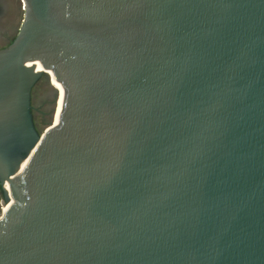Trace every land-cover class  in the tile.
<instances>
[{
	"label": "water",
	"instance_id": "1",
	"mask_svg": "<svg viewBox=\"0 0 264 264\" xmlns=\"http://www.w3.org/2000/svg\"><path fill=\"white\" fill-rule=\"evenodd\" d=\"M23 1L0 264H264V0ZM43 76L64 100L40 131Z\"/></svg>",
	"mask_w": 264,
	"mask_h": 264
},
{
	"label": "flooded vegetation",
	"instance_id": "2",
	"mask_svg": "<svg viewBox=\"0 0 264 264\" xmlns=\"http://www.w3.org/2000/svg\"><path fill=\"white\" fill-rule=\"evenodd\" d=\"M24 15L25 7L23 0H0V51L9 47L17 38L23 24ZM43 77L32 89L31 105L36 125V118L39 116L42 120L48 119L51 112V99H54V93H51V90H47L46 86H44L43 91L37 100H35V89L45 79ZM2 200L3 190L0 185V204ZM4 206L2 211L4 210Z\"/></svg>",
	"mask_w": 264,
	"mask_h": 264
},
{
	"label": "bare ground",
	"instance_id": "3",
	"mask_svg": "<svg viewBox=\"0 0 264 264\" xmlns=\"http://www.w3.org/2000/svg\"><path fill=\"white\" fill-rule=\"evenodd\" d=\"M29 65H34L35 69L40 72V71H45L42 66L38 63H31ZM50 73V72H48ZM54 80V79H53ZM54 82L56 83H53V81L51 80V83H52V86L58 91L59 93V97L57 99V103H56V110H55V114H54V118H53V123H52V126L55 127L58 125L59 123V120H60V115H61V112H62V107H63V100H64V90L63 88L61 87L60 84H58L55 80ZM27 162H25L23 164V167L26 165ZM6 190L9 194V198H10V202L4 206V210H3V214L7 213V211L10 209V207L12 206V204L14 203V201L16 200V195L15 193L8 187L6 186Z\"/></svg>",
	"mask_w": 264,
	"mask_h": 264
},
{
	"label": "rangeland",
	"instance_id": "4",
	"mask_svg": "<svg viewBox=\"0 0 264 264\" xmlns=\"http://www.w3.org/2000/svg\"><path fill=\"white\" fill-rule=\"evenodd\" d=\"M45 78L42 83H40V85L35 89V100H37V98L39 97L40 93L43 91V87L46 86L47 90H51V93L54 92V88L51 86L50 82H49V77L46 76V77H43ZM53 83L54 80L52 79ZM56 85V83H55ZM57 86V85H56ZM55 104V99H51V112H50V115L48 117L47 120H42L41 117L39 116L38 118H36V122H37V127L40 131L43 130L44 126L48 125V123H50V120H51V117H52V114H53V106ZM0 215H2L3 211H2V207L4 206L3 205V200L0 204Z\"/></svg>",
	"mask_w": 264,
	"mask_h": 264
},
{
	"label": "built area",
	"instance_id": "5",
	"mask_svg": "<svg viewBox=\"0 0 264 264\" xmlns=\"http://www.w3.org/2000/svg\"><path fill=\"white\" fill-rule=\"evenodd\" d=\"M2 209H3V207H2Z\"/></svg>",
	"mask_w": 264,
	"mask_h": 264
}]
</instances>
